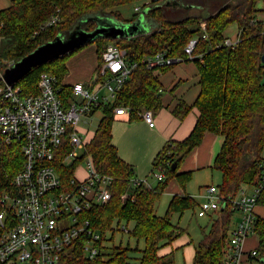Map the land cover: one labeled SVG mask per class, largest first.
<instances>
[{
    "label": "trees",
    "instance_id": "obj_1",
    "mask_svg": "<svg viewBox=\"0 0 264 264\" xmlns=\"http://www.w3.org/2000/svg\"><path fill=\"white\" fill-rule=\"evenodd\" d=\"M137 1L140 0H11L9 7L0 9V23H3L0 39L7 40L0 48V70H6L11 63L20 61L60 35L67 37L77 30L94 31L105 16L125 21L119 12L109 10ZM260 1L220 0V5L211 13L191 15L179 21L169 20L160 5L146 6V16L154 22L149 31L115 39L99 35L69 54L32 67L16 82L23 94H37L40 92L41 74H53L57 86L62 87L59 96L69 103L72 85L65 82L69 72L67 61L87 45L96 44L99 64L96 77L85 83L86 86L92 87L101 80L99 68L102 54L110 42L126 52L127 61L138 62L114 102L91 112L102 109L104 115L92 137L86 139L87 152L97 170L113 177L111 200L84 213L90 219L91 227L101 234V254L93 259L86 257L83 250L85 241L81 239L67 248L59 264L172 263V252L161 254L160 251L186 232L179 223L172 221V216L195 210L199 203L183 192L172 197L163 216L156 213V205L171 180L176 179L181 188L186 189L193 171L181 172V165L202 143L206 132L224 137L213 168L222 173L218 186L227 200L234 198L242 185L258 183L260 164L264 161V18L259 16L262 11L258 8ZM54 17L58 18V22L46 26ZM136 18L126 21L133 23ZM202 23L206 24L204 28ZM232 24L238 26V41L226 45L225 31ZM205 33L206 38L203 37ZM193 37L199 38L195 48L197 57L193 61L199 68L201 89L193 105L181 102L174 109V114L183 119L192 107H196L198 119L185 139L167 142L154 159L153 171L163 167L165 179L155 186L144 182L135 185L133 180L137 176L134 167L121 159L113 144L115 108L130 107V121L141 119L145 110L155 112L162 109V83L156 71L165 73L174 65L149 68L145 59L161 51H166L171 57L184 56V48ZM23 162L20 144L11 143L0 149V212L4 192L12 188L13 178ZM174 162H177L176 169H172ZM56 165L62 180L68 179L72 174L71 168L62 159ZM125 193L128 197L123 200ZM257 203L264 205V187ZM233 214L230 208L209 214L210 230H203L202 240L195 247L193 264H225ZM122 222L128 226L133 224L128 232L130 236L145 241L138 263H131L130 247H114L106 254V234L112 231L114 235ZM253 232L259 243L255 249L257 255L250 258L255 264H264L263 217H256Z\"/></svg>",
    "mask_w": 264,
    "mask_h": 264
},
{
    "label": "built area",
    "instance_id": "obj_2",
    "mask_svg": "<svg viewBox=\"0 0 264 264\" xmlns=\"http://www.w3.org/2000/svg\"><path fill=\"white\" fill-rule=\"evenodd\" d=\"M144 8L136 7V10L143 11ZM57 22L58 18L54 17L46 26ZM201 25L204 28L206 24ZM2 26L0 23V32ZM203 37L206 38L207 34ZM198 41V37H193L188 42L184 56L171 57L161 51L147 57L145 63L147 67L155 68L192 61L197 57ZM236 42L225 40L226 45ZM125 55L123 49L110 42L102 54L101 80L92 87L84 82L72 84L69 103L59 96L62 87L57 86L53 74L42 73L40 92L25 95L16 83H6L3 78L5 70H0V149L18 143L24 156L12 188L4 192L2 199L0 264H59L67 248L81 239L85 241L86 257L93 259L101 254V234L91 227L90 219L84 213L111 200L113 177L97 170L78 124L82 114L114 102L130 72L138 66L136 61H127ZM130 112V107L115 108V116ZM141 117L150 127L155 126L152 110H145ZM79 151L85 152L88 161L86 176L82 180L75 175V168L83 160ZM60 159L72 170L66 180H62L56 165ZM260 168L258 183L242 185L238 194L229 200L221 194L218 185L203 188L204 200L197 207L198 217L228 208L240 212L231 232L225 264H241L245 256L257 255L255 249L247 252L244 242L253 232L254 209L264 187V161ZM152 176L158 181L164 180L165 169H155ZM133 182L135 185L141 182L151 185L148 180L138 177ZM127 197L125 193L122 199ZM118 230L128 233L130 227L122 222Z\"/></svg>",
    "mask_w": 264,
    "mask_h": 264
},
{
    "label": "crops",
    "instance_id": "obj_3",
    "mask_svg": "<svg viewBox=\"0 0 264 264\" xmlns=\"http://www.w3.org/2000/svg\"><path fill=\"white\" fill-rule=\"evenodd\" d=\"M9 1L10 4L6 5L3 0H0V9L9 7L11 5V0ZM263 18L264 16L261 17V19ZM135 21L133 23H135ZM141 25L142 21L140 20L139 23H136L135 27L132 28V31L130 30V27H128V29L133 35H140L146 32L143 29H139L142 28ZM226 39H231L236 42L238 40V37L236 39L226 37ZM83 55L84 54L82 53L80 55L82 59ZM69 59L67 61L69 72L67 77L65 78V82L67 84L72 85L77 82L87 83L96 77V69L99 64L97 53L96 63H92V60L90 63L88 61H84L86 63L82 62V64L79 66L74 62L73 59ZM156 74L160 75V80L162 83L161 92L164 107L159 111L153 112L155 126L150 127L143 118L130 121V113L115 116V121L112 128L113 144L117 148L121 159L134 167L136 176L139 179L148 180V182H150L153 186H155L158 181L157 180L154 183H152L153 181H151V178H153L152 172L154 168V159L156 158L157 154L167 142H170L172 140L180 141L185 139L193 130L199 116L198 109L196 107H192V109L183 117V119H180L174 114V109L181 102L190 106L193 105L197 97L199 96L201 89L199 68L196 62L193 60L175 64L172 68H170V70L165 73L157 70ZM223 140V136L216 135L212 132H206L202 143L197 146L183 161L181 165L182 169L180 168V171H193L194 177L197 172H200L207 168L212 169L215 157L222 147ZM191 180L188 182V184L191 182ZM188 184L186 186V189L183 190L176 179L171 180L164 193V195H169L170 197L167 204L169 205L172 197L177 193L186 192L195 198V193H192L193 191H191V193L187 191ZM207 185L210 184H204V186L200 185V193L198 195L200 201L204 200L203 188ZM254 210L256 217L261 216L264 218V205L257 203ZM194 214H196L197 217V213ZM183 215L184 214H179V220ZM205 217L209 216L199 218ZM239 218L236 220L234 227L236 226ZM179 237L175 239L170 245L162 248L160 251L161 254L173 252L174 243H177V245H180L182 243L180 242ZM258 243L259 241L256 233L252 232L246 238L244 242V248L247 252H249L256 249ZM255 263L256 262L250 257L245 256L241 264Z\"/></svg>",
    "mask_w": 264,
    "mask_h": 264
},
{
    "label": "rangeland",
    "instance_id": "obj_4",
    "mask_svg": "<svg viewBox=\"0 0 264 264\" xmlns=\"http://www.w3.org/2000/svg\"><path fill=\"white\" fill-rule=\"evenodd\" d=\"M6 5L10 4V1L3 0ZM162 6L166 17L171 21H179L191 15H199L204 16L208 13L214 11L219 5V1L214 0H140L137 2H131L116 6L109 10L110 12H119L121 17L125 21H118L114 19L111 15L105 16L100 22L101 25H109L115 26L120 30V34L123 35L129 31L128 27H130L131 31L132 28L135 27L136 23L142 21V28L140 30L149 31V29L154 27V22L146 16L144 11L136 10V7L144 8L146 6L152 8L156 6ZM258 8H261V13L259 14L260 17L264 16V0L260 1L258 4ZM137 17V18H136ZM136 18L135 23L131 21H126L128 19ZM132 26V27H131ZM225 36L236 39L238 37V26L236 24L230 25L227 30L225 31ZM7 40L0 39V48L2 45H5ZM95 43H91L87 45L85 48L80 50L79 52L75 53L69 60H74L77 65H81L82 62L88 61L89 63L92 60V63H96V52H95ZM84 52V53H83ZM83 55V59L80 56ZM86 63V62H84ZM78 66V67H79ZM104 112L102 109L96 110L93 113L86 112L81 115L78 130L80 134L83 136L84 139H89L92 137L94 132L96 131L100 120L102 119ZM80 156L83 158L81 162L78 163L77 167L75 168V175L80 178L81 180L85 178L87 168H88V161L87 158L84 157V151H79ZM182 169V166H181ZM222 180V173L213 168H207L200 172H197L191 182L188 184V192L195 193V198L200 204L203 200L200 201L199 193H200V185L204 186V184H212L220 185ZM152 183H154L155 178H151ZM158 182V181H157ZM151 184V183H150ZM202 190V189H201ZM203 192V191H201ZM253 193L252 189L250 190ZM170 197L169 195H164L162 199L156 205V213L160 216L165 215L167 208H168V201ZM197 208L195 210H187L185 211L182 218L179 220V214H174L172 216V220L176 223H180V227L186 230L185 233L179 237L180 245L174 243V250L172 252L174 261L170 264H193L194 262V247L198 244L203 237V230L208 232L210 230L211 220L210 217L199 218L196 217ZM240 217V212H234L233 214V221H232V229L236 223V220ZM126 224V222H124ZM133 224H130L129 227H132ZM231 237V236H230ZM106 254L110 253L114 247H130V257L131 263H138L139 258L142 255V250L145 247V241L143 239H137L135 237L130 236L127 232H122L120 230H116L114 235L113 232H108L106 234ZM192 241V242H191ZM177 245V246H176ZM107 258V255L103 256Z\"/></svg>",
    "mask_w": 264,
    "mask_h": 264
},
{
    "label": "water",
    "instance_id": "obj_5",
    "mask_svg": "<svg viewBox=\"0 0 264 264\" xmlns=\"http://www.w3.org/2000/svg\"><path fill=\"white\" fill-rule=\"evenodd\" d=\"M143 11L147 13L148 8H144ZM119 32L120 30L113 25H101L100 23L97 28L91 32L77 30L67 37L60 35L55 40L40 46L34 52L9 66L3 74V78L6 83L14 84L25 76L32 67L69 54L77 48L94 41L99 35L112 39L133 36L130 31L123 35ZM262 60L264 61V57ZM176 167L177 162H174L172 169H176Z\"/></svg>",
    "mask_w": 264,
    "mask_h": 264
}]
</instances>
